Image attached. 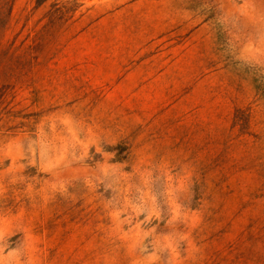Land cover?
<instances>
[{"label": "rangeland", "instance_id": "1", "mask_svg": "<svg viewBox=\"0 0 264 264\" xmlns=\"http://www.w3.org/2000/svg\"><path fill=\"white\" fill-rule=\"evenodd\" d=\"M0 264H264V0H11Z\"/></svg>", "mask_w": 264, "mask_h": 264}, {"label": "trees", "instance_id": "2", "mask_svg": "<svg viewBox=\"0 0 264 264\" xmlns=\"http://www.w3.org/2000/svg\"><path fill=\"white\" fill-rule=\"evenodd\" d=\"M10 2H12L11 0H0V29L2 27H4V17H8V15H11L10 12Z\"/></svg>", "mask_w": 264, "mask_h": 264}]
</instances>
